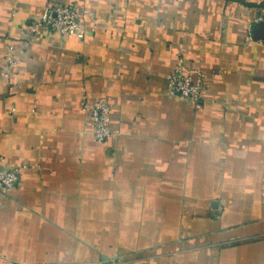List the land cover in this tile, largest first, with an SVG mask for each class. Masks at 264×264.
Masks as SVG:
<instances>
[{
  "label": "crops",
  "instance_id": "1",
  "mask_svg": "<svg viewBox=\"0 0 264 264\" xmlns=\"http://www.w3.org/2000/svg\"><path fill=\"white\" fill-rule=\"evenodd\" d=\"M78 13L83 39L29 20ZM264 0H0V264H264ZM178 59L199 107L167 94ZM110 107L99 144L80 103ZM13 109L12 114L9 111Z\"/></svg>",
  "mask_w": 264,
  "mask_h": 264
},
{
  "label": "built area",
  "instance_id": "2",
  "mask_svg": "<svg viewBox=\"0 0 264 264\" xmlns=\"http://www.w3.org/2000/svg\"><path fill=\"white\" fill-rule=\"evenodd\" d=\"M255 22H264V6L258 10ZM75 9L61 4H49L42 12L31 18L28 23L27 32L36 34L40 27L48 30L50 35L74 37L83 39L87 32ZM11 47L5 52L0 51V76L10 81L11 72L18 65V60L11 55ZM205 74L201 71L190 69L178 59L173 71L167 76V94L170 97L182 101H190L199 107L205 88ZM80 108L88 122L92 125V134L99 144H106L111 136L110 129V107L104 101L89 103L83 101ZM13 109L9 111L10 114ZM20 168L6 166L0 162V186L4 190L14 188L19 181Z\"/></svg>",
  "mask_w": 264,
  "mask_h": 264
}]
</instances>
